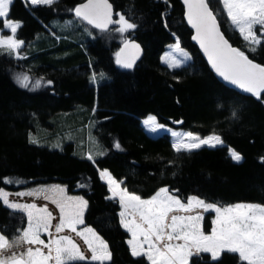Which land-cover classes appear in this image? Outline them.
<instances>
[{
  "label": "trees",
  "instance_id": "obj_1",
  "mask_svg": "<svg viewBox=\"0 0 264 264\" xmlns=\"http://www.w3.org/2000/svg\"><path fill=\"white\" fill-rule=\"evenodd\" d=\"M84 1L30 7L14 0L10 7V19L22 23L17 37L27 57L14 60L0 53V189L59 183L69 194L82 196L85 225L107 242L112 254L105 264L148 263L131 255L118 204L108 198L99 170L142 198L165 187L182 199L193 195L219 205H264V93L261 99L243 95L215 77L192 41L181 0H109L115 15H125L137 28L121 34L116 27L94 39L88 37L92 27L73 14ZM216 5L212 0L213 9ZM221 30L234 47L264 65V42L252 53L237 32L223 23ZM125 39L137 41L143 50L131 71L115 65ZM175 40L191 61L169 70L160 56ZM24 74L31 81L42 77L41 86L20 87L15 78ZM148 115L169 128L218 135L224 145L177 153L167 134L152 137L144 131L141 119ZM229 148L243 157L239 163L231 160ZM24 224L22 215L0 201V233L14 237ZM189 264L240 262L237 254L223 252L219 261L202 254L192 256Z\"/></svg>",
  "mask_w": 264,
  "mask_h": 264
},
{
  "label": "snow or ice",
  "instance_id": "obj_2",
  "mask_svg": "<svg viewBox=\"0 0 264 264\" xmlns=\"http://www.w3.org/2000/svg\"><path fill=\"white\" fill-rule=\"evenodd\" d=\"M56 0H31L33 5H51ZM222 8L213 9L212 0H183L185 16L188 24L195 29L192 39L199 43L212 69L223 80L236 86L245 93L261 99L264 93V65L254 62L245 51L234 47L226 38L222 22H227L234 32H238L245 42V48L252 53L257 52L264 41V0H217ZM12 0H0V18H6ZM76 17L101 31L109 30L110 24H118L115 31L123 34L137 28L125 15L116 13L118 20H113L112 5L108 0H87L74 9ZM226 15V21L222 17ZM12 35L0 37V52L16 55L23 41L16 39L19 23L6 22ZM259 33V34H258ZM185 60L188 54L180 48L179 40L171 46ZM140 54V46L127 39L124 47L116 53V63L123 68L131 69ZM169 68L182 66L174 57H161ZM16 82L22 88L34 90L41 86V77L31 81L26 74L18 75ZM96 77L93 75L92 81ZM51 84L52 81H47ZM233 117L236 112L233 111ZM181 123V122H177ZM146 127L155 132L163 125L157 124L155 117L149 116L144 121ZM172 148L177 152H192L204 145L215 147L223 141L217 135L201 138L192 132H175ZM31 142L35 143L34 140ZM115 147L119 148L117 143ZM98 152L97 155H103ZM231 159L239 163L243 157L229 148ZM92 160V154L87 156ZM102 180H106L112 197H119L121 206V224L131 234L127 241L133 257L146 258L148 264H189V258L201 253H210L213 262L219 261L221 253L237 254L240 264H264V205L258 203H236L234 205H218L207 203L197 196H189L186 202L167 188H160L148 199L121 188L107 170L100 172ZM5 183L13 181L5 178ZM57 194L48 195L44 199L59 209V222L52 224V213L48 208L36 204H20L12 202L8 194L0 189V201L13 210L27 215V227L18 229V235L12 239L0 233V264H75L90 260L97 264L111 261L112 254L108 244L91 228L78 230L83 224V211L87 201L80 197H67L65 189L59 186L44 190ZM178 191V190H175ZM17 196H33L34 192H21ZM214 212L210 234L202 229L204 219L202 212ZM131 219H127V217ZM54 227V233L50 231ZM65 229L74 232L87 246L90 257L85 255L77 242L63 233ZM41 233L49 236L47 242L41 239Z\"/></svg>",
  "mask_w": 264,
  "mask_h": 264
},
{
  "label": "rangeland",
  "instance_id": "obj_3",
  "mask_svg": "<svg viewBox=\"0 0 264 264\" xmlns=\"http://www.w3.org/2000/svg\"><path fill=\"white\" fill-rule=\"evenodd\" d=\"M22 1H24L27 5H29L30 7H33V6H39V5H33L32 3H31V0H22ZM56 1H58V0H56ZM162 1V0H161ZM164 1V0H163ZM14 3V0H12V3L10 4V6H9V11H8V14H7V17L6 18H0V37H3V38H7L8 36H10V35H12V32H11V30H10V28H7V27H5V23L6 22H11V23H19L20 24V27H21V25H22V23L20 22V21H16V20H11L10 19V17H9V12H10V7L12 6V4ZM40 6H46V4H40ZM216 8H222V6L221 5H216L215 6V9ZM222 20L223 21H226V15H224L223 17H222ZM73 22V19L71 18V19H66L63 23H64V25H70L71 23ZM226 27H227V29L230 31V25L227 23V22H222ZM53 26H55L54 24H53ZM19 27V28H20ZM86 27V26H85ZM119 27V26H118ZM18 28V29H19ZM116 28V27H115ZM115 28H112V29H110V30H108V31H111V30H114ZM18 29H17V31H18ZM88 29V28H87ZM89 30V29H88ZM17 31H16V34H15V37H16V39H18V37H17ZM90 31H92V34L90 35V36H88L89 38H92V39H94V37H96V36H101L102 38H103V33L102 32H100V31H97V30H95V29H93L92 28V30H90ZM105 32H107V31H105ZM112 34V33H111ZM237 34H238V36H239V38L242 40V45H243V47L245 48V42L243 41V38L239 35V33L237 32ZM259 34V33H258ZM116 36H117V33H116ZM107 36H105V38H106ZM18 40H20V39H18ZM20 41H22V40H20ZM176 41L177 40H175V41H173L171 44H168V45H166L165 47H164V51L162 52V54H161V56H160V64L161 65H163V66H165V67H167L169 70H176V69H181V68H183V67H185L186 65H188V63L191 61V57H190V54L187 52V50H185L183 47H181L180 46V48H182L187 54H188V56L190 57V59H187V60H185V58L179 53V52H175V51H173L172 50V45H174L175 43H176ZM124 42V41H123ZM264 41H262V43H263ZM23 49H25V43H23V45H22V47L18 50V52H19V56L21 57L20 59H17L16 58V55L15 54H13V55H9L7 52H0V53H2V54H5V55H7V56H9V57H11L12 59H14V60H22V59H24V58H26L27 56H25L24 55V53H23ZM246 49V48H245ZM248 51V50H247ZM166 54L168 55V56H171V57H174L176 60H178V61H181V63H182V66L181 67H178V68H169L168 67V65H167V63H164V62H162V60H161V57H165L166 56ZM149 116H153V117H155L154 115H148L147 117H145V118H142L141 119V125L143 126V129H144V131L149 135V136H152V137H156V136H159V135H163V134H167L168 136H169V138H170V142H171V145L173 144V142H174V140H175V138L171 135V133L173 132V131H175V132H181V133H183V132H188V131H185V130H181V129H173V128H169V127H167V126H164L163 128H158L155 132H153V131H151L150 130V128L149 127H146L145 126V124H144V121L145 120H147L148 119V117ZM155 120H156V123L157 124H160L159 122H158V120L156 119V117H155ZM160 125H162V124H160ZM212 135H215V134H212ZM212 135H207V136H200L201 138H206V137H209V136H212ZM218 136V135H217ZM89 140H91L90 138H88ZM92 142H94V140L92 141ZM224 144L222 143V144H218V145H216L215 147H220V146H223ZM202 147H209L208 145H204V146H202ZM201 147V148H202ZM209 148H214V147H209ZM197 150V149H196ZM98 151L99 150H96V151H94V153L96 154V153H98ZM89 154H91V153H89ZM89 154H87V156L89 155ZM228 155H229V150H228ZM93 156V155H92ZM229 157H230V155H229ZM231 158V157H230ZM232 160V159H231ZM233 161V160H232ZM233 162H235V161H233ZM101 171H103V170H99V177H100V172ZM100 179H101V177H100ZM102 180V179H101ZM106 185H107V188H108V192H109V195H108V198L109 199H111V200H114L117 204H118V207H119V211H118V220H119V223H120V226H121V228L124 230V231H126V229L123 227V225L121 224V217H120V212H121V206H120V204H119V197L117 196V197H114V198H110V197H112V192L111 191H109V186H108V184H107V182H106V180H102ZM117 182H121V181H117ZM54 186H59V187H62V188H64L65 189V192H64V195L65 196H67V197H80V198H83L82 196H80V195H72V194H69L68 193V191H67V188H66V186L65 185H63V184H59V183H47V184H38V185H34V186H30V187H25V188H21V189H17V190H7V189H3L7 194H8V198H9V200L10 201H12V202H17V203H20V204H36L38 207H47L48 208V211L49 212H51L52 213V215H53V217H55V219H53V221H52V224L53 225H55L56 223H58L59 222V215H60V213H59V209L56 207V205L54 204V203H52L51 202V199H44V196L45 195H48V196H50V197H53V196H55V195H57V194H54V193H50V192H46V191H44V190H46V189H49V188H52V187H54ZM120 187L121 188H124L123 186H122V183H120ZM165 188V187H164ZM125 189V188H124ZM168 189V188H167ZM158 191V190H157ZM21 192H24V193H26V192H34V193H36V195H33V196H28V195H25V196H17L16 194L17 193H21ZM129 192V191H128ZM155 194V193H154ZM153 194V195H154ZM152 196V195H151ZM150 196V197H151ZM193 196V195H192ZM150 197H148V198H150ZM189 197V196H188ZM148 198H144V199H148ZM187 198V197H186ZM186 198H184L183 199V201L184 202H186ZM84 199V198H83ZM85 200V199H84ZM86 201V200H85ZM2 202V201H1ZM206 202V201H205ZM207 203H209V202H207ZM243 203V202H242ZM2 204H3V202H2ZM236 204V203H235ZM4 205V204H3ZM219 205V204H218ZM230 205H234V204H230ZM5 206V205H4ZM224 206H227V205H224ZM6 207V206H5ZM7 209H9L12 213H18V214H20V215H22L24 218H25V224H24V226L22 227V228H24V227H27V215H26V213H24V212H22V211H19V210H13V209H11V208H8V207H6ZM86 208H87V206H86ZM86 208L84 209V211H83V221H84V215H85V212H86ZM197 211H200V212H202V214H203V217H204V219H203V221H202V229L205 231V229H204V224H205V220H206V218H207V216L208 215H210L211 217H209V221H210V229H209V231L208 232H206L205 231V234H210L211 233V229H212V220L214 219V217H215V213L214 212H203L202 211V209H198ZM127 219H131V217L129 216V217H127ZM85 227H88V228H91V229H93L92 227H90V226H88V225H85V223H83V224H79V225H77V229L78 230H83ZM21 228V229H22ZM94 230V229H93ZM50 231L51 232H53L54 233V227L52 228V229H50ZM95 231V230H94ZM96 232V231H95ZM127 232V231H126ZM97 233V232H96ZM19 234V233H18ZM17 234V235H18ZM64 234H67V235H69V236H71L76 242H77V244L81 247V250L82 251H84L85 252V255L86 256H89L90 257V255H91V253L90 252H88L87 251V246L84 244V242H83V240L80 238V237H78V236H76V234L74 233V232H70L68 229H65L64 230V232L63 233H60V235H64ZM98 234V233H97ZM127 234H128V240H130L131 239V234L129 233V232H127ZM16 235V236H17ZM99 235V234H98ZM100 236V235H99ZM15 237V236H14ZM7 238H9V237H7ZM13 237H11V238H9V239H12ZM41 239H43V240H45V242H47L48 241V239H49V236L47 235V234H45V233H41ZM127 240V241H128ZM105 241V240H104ZM106 242V241H105ZM107 243V242H106ZM127 245H128V243H127ZM128 248H129V251H130V247H129V245H128ZM131 252V251H130ZM202 254H207V255H209V257L211 258V254L210 253H201L200 255H202ZM222 254V253H221ZM193 256H196V255H193ZM238 256V255H237ZM191 258V257H190ZM190 258H189V261H190ZM145 260H146V258H144ZM147 261V260H146ZM81 262H87V263H96L97 264V262H92V261H90V260H85V261H81ZM106 262H108V261H106ZM105 262V263H106ZM148 263V262H147Z\"/></svg>",
  "mask_w": 264,
  "mask_h": 264
},
{
  "label": "water",
  "instance_id": "obj_4",
  "mask_svg": "<svg viewBox=\"0 0 264 264\" xmlns=\"http://www.w3.org/2000/svg\"><path fill=\"white\" fill-rule=\"evenodd\" d=\"M86 2H87V0H85V1L82 2V3H86ZM181 2H182L183 7H184V20H185V22H186L188 28L191 30V32H192V36H193V35H195V29H193V28L188 24V22H187V18H186V16H185V11H186V9H185V5H184V3H183V0H181ZM82 3L78 4L77 6L81 5ZM108 3L112 5V3H111L109 0H108ZM77 6H76V7H77ZM76 7H75V8H76ZM75 8H74V9H75ZM74 9H73V14H74V16L76 17L75 12H74ZM112 11H113V17H112L113 20H118V19L115 17V12H114V7H113V5H112ZM77 18H78V17H77ZM79 19H80V18H79ZM84 22L87 24L86 21H84ZM88 25H89V24H88ZM89 26L92 27V28L95 29V30L101 31L100 29H96V28H94L92 25H89ZM118 26H119L118 24H110V25L108 26V28L111 29V28L118 27ZM107 31H108V30H107ZM102 32H105V31H102ZM128 40L131 41V42H135L136 44H138V45L140 46V54H139L138 59L136 60V63L134 64V66H133L131 69H126V68H123V67H121L120 65H118V64L116 63V54H115V58H114V59H115V65H116V67H117L119 70H122V71H131V70H133V69L137 66V64L140 62V60L142 59V56H143V50H142L141 45H140L137 41H135V40H133V39H131V40L128 39ZM192 41H193V43L197 46V48H198V50H199L201 56H202L203 59L205 60V62H206V64L208 65L209 69L212 71V73L215 75V77H216L221 83H223L224 85H226V86H228V87H230V88H232V89L238 91L239 93H241V94H243V95H247V96L249 95V96H252L250 93H245V92H243L242 90L238 89L236 86L231 85L229 82L223 80L222 77L218 76L217 73L212 69L211 65L209 64L208 59H207V57L204 55L203 50L200 48L199 43H197V42L194 41L193 39H192ZM123 47H124V42H122V43L119 45V48H118V50L116 51V53L120 52V50H121ZM254 62H256V61H254ZM256 63H257V62H256Z\"/></svg>",
  "mask_w": 264,
  "mask_h": 264
},
{
  "label": "flooded vegetation",
  "instance_id": "obj_5",
  "mask_svg": "<svg viewBox=\"0 0 264 264\" xmlns=\"http://www.w3.org/2000/svg\"><path fill=\"white\" fill-rule=\"evenodd\" d=\"M117 19H119V18L117 17Z\"/></svg>",
  "mask_w": 264,
  "mask_h": 264
}]
</instances>
